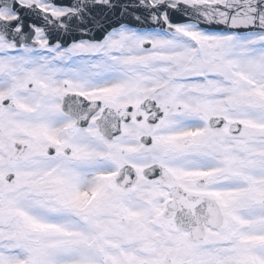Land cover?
I'll list each match as a JSON object with an SVG mask.
<instances>
[{
	"label": "snow or ice",
	"instance_id": "1",
	"mask_svg": "<svg viewBox=\"0 0 264 264\" xmlns=\"http://www.w3.org/2000/svg\"><path fill=\"white\" fill-rule=\"evenodd\" d=\"M0 264H264V0H0Z\"/></svg>",
	"mask_w": 264,
	"mask_h": 264
}]
</instances>
